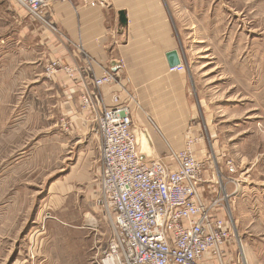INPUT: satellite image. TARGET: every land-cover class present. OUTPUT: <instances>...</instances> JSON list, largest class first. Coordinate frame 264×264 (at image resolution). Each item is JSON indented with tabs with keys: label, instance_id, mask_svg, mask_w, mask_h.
Segmentation results:
<instances>
[{
	"label": "rangeland",
	"instance_id": "374dc122",
	"mask_svg": "<svg viewBox=\"0 0 264 264\" xmlns=\"http://www.w3.org/2000/svg\"><path fill=\"white\" fill-rule=\"evenodd\" d=\"M178 1L185 134L229 196L247 264H264V0ZM14 10L0 0V264H98L112 237L95 204L100 142L84 135L86 92L45 75L54 58L75 68L47 50L40 71L25 63Z\"/></svg>",
	"mask_w": 264,
	"mask_h": 264
},
{
	"label": "built area",
	"instance_id": "2783aa9c",
	"mask_svg": "<svg viewBox=\"0 0 264 264\" xmlns=\"http://www.w3.org/2000/svg\"><path fill=\"white\" fill-rule=\"evenodd\" d=\"M21 20L55 31L48 10L70 0H7ZM83 6H106L103 0H80ZM120 66V64H119ZM75 81L78 69L60 59L44 67L47 77L57 72ZM183 72V65L169 68ZM116 82L106 68L84 86L83 107L94 111V92ZM111 98L95 117L100 163L97 178L99 207L111 228V241L98 264H247L228 209L229 196L209 172L196 141L185 134L181 150L146 158L141 155L131 118L135 95ZM191 125V124H190ZM193 126H188L191 131ZM187 133V132H186ZM216 179V180H215Z\"/></svg>",
	"mask_w": 264,
	"mask_h": 264
},
{
	"label": "crops",
	"instance_id": "0c3cea01",
	"mask_svg": "<svg viewBox=\"0 0 264 264\" xmlns=\"http://www.w3.org/2000/svg\"><path fill=\"white\" fill-rule=\"evenodd\" d=\"M103 1L104 8L83 6L80 0L53 4L48 19L55 31L23 20L26 28L19 36L26 40L32 57L25 63L40 71L46 50L48 56L61 57L78 69L65 91L77 92L116 62L115 84L94 90L95 108L86 115L84 135L93 134L94 119L111 105L112 96L124 100L126 94H134L137 105L131 107V118L141 155L150 159L181 150L192 115L185 100L184 74L168 71L166 55L176 52L181 65L186 58L175 21L183 13L182 4L178 0ZM119 13L125 14V29L118 25ZM61 85L53 84L59 105Z\"/></svg>",
	"mask_w": 264,
	"mask_h": 264
},
{
	"label": "water",
	"instance_id": "95a60500",
	"mask_svg": "<svg viewBox=\"0 0 264 264\" xmlns=\"http://www.w3.org/2000/svg\"><path fill=\"white\" fill-rule=\"evenodd\" d=\"M118 25L122 29L126 28L127 21L125 19V14L124 13H119L118 14ZM166 59H167V63H168L169 68H173V67H176V66L179 65V59L177 57L176 52H172V53H169L168 55H166ZM116 65H117L116 62H113L111 64V70L114 73H116V69H115Z\"/></svg>",
	"mask_w": 264,
	"mask_h": 264
}]
</instances>
